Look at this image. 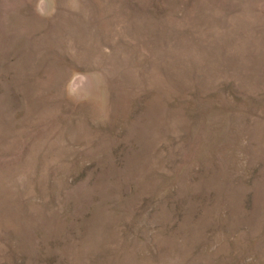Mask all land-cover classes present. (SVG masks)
<instances>
[{"label": "rangeland", "instance_id": "rangeland-1", "mask_svg": "<svg viewBox=\"0 0 264 264\" xmlns=\"http://www.w3.org/2000/svg\"><path fill=\"white\" fill-rule=\"evenodd\" d=\"M0 264H264V0H0Z\"/></svg>", "mask_w": 264, "mask_h": 264}]
</instances>
